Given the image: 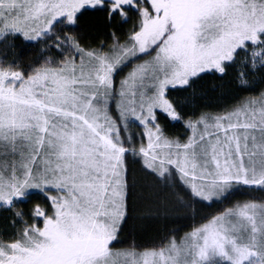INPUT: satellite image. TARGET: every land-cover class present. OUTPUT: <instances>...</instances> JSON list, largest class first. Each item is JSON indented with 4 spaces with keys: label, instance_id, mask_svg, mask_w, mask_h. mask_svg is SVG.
Masks as SVG:
<instances>
[{
    "label": "snow or ice",
    "instance_id": "6c2138e0",
    "mask_svg": "<svg viewBox=\"0 0 264 264\" xmlns=\"http://www.w3.org/2000/svg\"><path fill=\"white\" fill-rule=\"evenodd\" d=\"M88 8L109 20L135 12L138 28L109 52L52 36L53 25H75ZM14 36L51 37L78 55L27 73L15 62L0 66V207L33 196L48 205L34 206L18 238L0 240V264H264V201L227 208L180 243L142 251L114 243L127 215L126 154L208 205L239 185L264 190V94L210 121H189L184 143L164 137L157 123L158 113L181 119L169 87L223 75L238 60L264 69V0H0V40ZM239 78L247 83L244 72ZM129 117L147 137L138 153L131 137L127 146L121 139Z\"/></svg>",
    "mask_w": 264,
    "mask_h": 264
},
{
    "label": "trees",
    "instance_id": "16d2710c",
    "mask_svg": "<svg viewBox=\"0 0 264 264\" xmlns=\"http://www.w3.org/2000/svg\"><path fill=\"white\" fill-rule=\"evenodd\" d=\"M138 25L139 19L135 12H130L125 21L120 17L109 20L107 13L102 9H86L78 14L74 28L76 41L83 49L86 51L103 49L109 52L116 43L126 44L130 33L138 28ZM50 38L39 41L37 44L39 47L32 44L26 47L20 42L19 37H14L12 52L15 56L12 54L11 56L23 64L22 68L34 64L37 60L53 61L50 56H54V52L61 60L64 57L58 52L61 49L54 44H48ZM6 52L7 50L0 49V54ZM129 71L131 68H125L114 77L117 86ZM240 72L246 74L247 84L240 82ZM261 94H264V69L251 73L250 69L244 68L242 62L238 60L228 67L223 75L216 72L203 73L187 86L169 89L167 97L181 119L171 120L158 113L157 123L164 137L184 143L191 136L189 121L195 123L202 116L221 115L226 112L222 111L223 109L259 99ZM110 111L114 118L118 115L114 105ZM120 124L123 126V121ZM127 137L132 138L131 146L137 153L141 146L146 145L147 137L142 125L128 124L126 131L122 128L121 139L125 140L126 146ZM141 159L138 154H126L125 157L129 181L127 215L117 233V241L114 242L117 250L142 251L159 248L166 245L170 239L183 238L194 228L227 208L247 201H264V190L239 185L226 200L213 202L211 205L205 204L192 197L179 180H169L167 185L154 174H150L140 162ZM176 196L183 202L180 203ZM15 204L12 209L0 207V240L11 241L18 238L24 227L32 223L30 213L34 206L39 204L41 207H48L46 201L39 196H33L27 201H17ZM17 212L22 213V218L16 215Z\"/></svg>",
    "mask_w": 264,
    "mask_h": 264
},
{
    "label": "rangeland",
    "instance_id": "374dc122",
    "mask_svg": "<svg viewBox=\"0 0 264 264\" xmlns=\"http://www.w3.org/2000/svg\"><path fill=\"white\" fill-rule=\"evenodd\" d=\"M88 9H92V8H88ZM76 25V24H75ZM75 25H68V24H58V26L57 25H53V29H54V31H53V33H52V36H61V37H64V36H71V37H73L75 40H77V38H76V29L74 28L75 27ZM74 28V29H73ZM14 37H19L20 38V42H22V44L23 45H25L26 47L27 46H29L30 44H32V45H34L35 47H39L37 44H38V42L40 41H42V40H45L46 38H49V37H45V38H42V39H38V40H34V41H30V40H26V39H24L23 37H21V36H14ZM14 37H8V38H6V39H4V40H0V49H2V50H7V52L5 53V54H0V66H4V67H6V66H8L9 64H12L13 62H15V64L17 65V68H16V70H20V71H23V72H25V73H27L30 69H32V68H34V67H36V66H38V65H40V64H43L45 61H43V62H40V60H37V61H35V63L33 64H30L29 66H26V68H22L23 67V64H20L19 62H17L16 60H14L13 59V55L15 56V53L14 52H12V49H13V43H12V40L14 39ZM54 44L55 45V43H54V40L52 39V38H50V39H48V44ZM36 44V45H35ZM45 45H46V43H44ZM34 48V47H33ZM59 49V48H58ZM61 49V51H58V52H60V53H62V56H64L65 58H71V57H73V56H76V52L75 51H73L71 48H69V46L67 45V44H65L64 45V47L63 48H60ZM42 50H44L43 48H42ZM44 53H45V50H44ZM49 53L51 54V51L49 50ZM11 54H12V56H11ZM32 55L34 56V54L32 53ZM12 57V58H11ZM58 56L56 55V53L54 52V56H50V58L53 60V62L56 60H58L59 61V58H57ZM63 57V58H64ZM13 59V60H12ZM242 66H243V63H242ZM244 67V66H243ZM259 70H262V69H260V68H257L256 69V71H259ZM251 71V70H250ZM251 73H254L253 71H251ZM203 74V73H202ZM125 78V77H124ZM123 78V79H124ZM245 79H246V81H247V77H246V74H245ZM245 84H247V83H245ZM177 87H184V86H177ZM176 87V88H177ZM172 87H169L168 89H167V96H168V91H169V89H171ZM253 100H255V101H260L261 100V97L258 99H253ZM244 103V102H243ZM232 108H225V109H223L222 111H228V110H231ZM226 112H224V113H226ZM223 113V114H224ZM215 116H217V115H209V116H207V118L209 119V121L211 120V118L212 117H215ZM124 123V122H123ZM136 124V125H140L139 124V122L138 121H135L134 120V118H132V117H129V119H128V122H127V125L129 124V125H132V124ZM200 127V126H199ZM191 135H192V130H191ZM191 137V136H190ZM148 142V141H147ZM147 142H146V145L144 146V147H147ZM173 181V180H172ZM167 185L169 184V183H166ZM172 184V183H171ZM173 187V186H172ZM176 198L178 199V201L181 203V202H183L182 201V199H180L179 197H177L176 196ZM17 202V201H16ZM238 205V204H237ZM120 227H121V225H120ZM185 237V236H184ZM182 239L183 238H181V239H179V240H176V242L177 243H180L181 241H182ZM121 251H123V250H121ZM136 251V250H135Z\"/></svg>",
    "mask_w": 264,
    "mask_h": 264
}]
</instances>
